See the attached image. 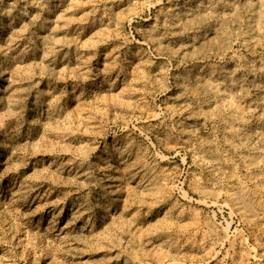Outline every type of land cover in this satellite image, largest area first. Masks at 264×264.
<instances>
[{"label":"rangeland","instance_id":"1","mask_svg":"<svg viewBox=\"0 0 264 264\" xmlns=\"http://www.w3.org/2000/svg\"><path fill=\"white\" fill-rule=\"evenodd\" d=\"M0 264H264V0H0Z\"/></svg>","mask_w":264,"mask_h":264}]
</instances>
